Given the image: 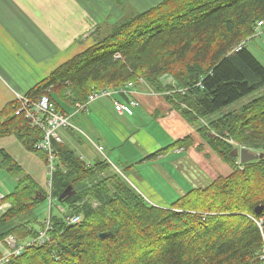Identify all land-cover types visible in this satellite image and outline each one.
Here are the masks:
<instances>
[{
  "label": "trees",
  "instance_id": "trees-1",
  "mask_svg": "<svg viewBox=\"0 0 264 264\" xmlns=\"http://www.w3.org/2000/svg\"><path fill=\"white\" fill-rule=\"evenodd\" d=\"M259 22L264 25V0H161L110 28L98 27L93 45L32 87L26 97L47 96L67 114L66 107L86 104L93 92L142 79L232 172L162 208L136 192L109 161L88 164L53 142L52 197L58 200L71 186L75 196L60 203L82 221L68 225L63 216L51 215L50 241L26 248L8 264H264V95L238 111L208 117L264 88V65L247 45L237 50L254 37ZM19 106L16 100L0 111V138L15 136L46 165V152L36 148L43 133L16 114ZM200 145L187 136L173 147ZM236 147L263 158L240 164L230 156ZM0 170L17 180L4 198L9 207L0 215V240L33 239L43 226L37 211L47 192L3 150ZM106 232L112 236L101 239Z\"/></svg>",
  "mask_w": 264,
  "mask_h": 264
},
{
  "label": "crops",
  "instance_id": "crops-1",
  "mask_svg": "<svg viewBox=\"0 0 264 264\" xmlns=\"http://www.w3.org/2000/svg\"><path fill=\"white\" fill-rule=\"evenodd\" d=\"M99 1L101 3L95 6L87 2L83 7L80 0H0V111L18 96H25L29 90L23 89L34 87L56 68L93 45L96 28L105 24L110 28L124 15L144 12L161 0H129V5L124 4L123 8L115 0ZM94 25L95 29L87 32ZM158 96L151 95L149 87L136 84L132 97L140 105L132 109L131 114L117 113L111 98H100L74 114L70 119L72 128L62 129L60 134L64 144L80 156L84 154L85 138L93 150L102 147L103 151H98L101 154L109 148L120 165L132 169L142 188L135 186V189L152 205L169 208L190 190L209 185L215 179H200V175L206 174L193 154L211 149L203 145L199 135L180 114L181 118L168 113L161 120L162 115L156 108L162 104ZM65 109L69 115L73 112ZM74 121L87 126L93 140L86 134L85 138L80 136L78 131H81ZM186 126L189 127L186 131L190 132L187 136L197 135L198 141L194 140L201 144L198 149L196 146L173 147L180 139L173 142L172 138L164 136L173 127ZM1 150L33 178L48 179L47 166L25 150L15 136L0 138ZM88 154L82 156L84 161L93 163L96 159ZM205 156L210 157L209 154ZM217 158L223 162L218 155ZM2 172L0 170V177Z\"/></svg>",
  "mask_w": 264,
  "mask_h": 264
},
{
  "label": "built area",
  "instance_id": "built-area-1",
  "mask_svg": "<svg viewBox=\"0 0 264 264\" xmlns=\"http://www.w3.org/2000/svg\"><path fill=\"white\" fill-rule=\"evenodd\" d=\"M257 25L259 28L263 27L262 22H259ZM244 46L245 43L243 42L237 47V50H240ZM139 84L147 86L142 79L139 80ZM135 85V83H127L123 87H120L116 90L104 88L98 92H93L88 96L86 104L76 105L73 115L83 111L91 103L97 101L100 98H111L114 109L117 113L131 114L132 109H135L140 105V103L132 97V90L134 89ZM150 94L158 95L152 90H150ZM16 100L20 104L16 114L22 115L31 128L38 129L43 133V139L37 144L36 148L46 152L47 154V171L51 180L56 161V157L53 151V145L55 143H64L63 137L61 136L60 132L62 129L72 128V125L70 123L72 115L59 113L55 105L47 96H40L35 100L30 99L26 96H18ZM98 151L102 152L103 148L99 147ZM50 180L48 184L49 189L47 192V199H49L50 204L52 205L53 197ZM3 201L4 196L0 193V212L3 210ZM63 218L68 225H76L80 223L82 217L78 215H67ZM258 225L261 226L259 222ZM50 226L51 217L49 216V218L44 221L43 226L39 229L38 235L33 239H29L27 241H19L15 236L10 235L4 240H0V251L2 253L0 264H8L13 258L20 256L28 247L44 245L45 243L50 241ZM261 259L264 261V255H261Z\"/></svg>",
  "mask_w": 264,
  "mask_h": 264
},
{
  "label": "rangeland",
  "instance_id": "rangeland-1",
  "mask_svg": "<svg viewBox=\"0 0 264 264\" xmlns=\"http://www.w3.org/2000/svg\"><path fill=\"white\" fill-rule=\"evenodd\" d=\"M80 1H81V5L83 7L88 5L87 2H90V5H94L97 2L101 3V1H99V0H80ZM95 27H96V25L91 26V28H89L87 32H89V31L91 32L92 30L95 29ZM97 27H98V25H97ZM247 46H248L249 50L257 57V59L264 65V27L261 28L260 31L256 30L255 31V35H254V37L252 39L251 38L247 39ZM32 86L26 87L23 90H25V91L30 90L32 88ZM263 95H264V88L254 92V93H252V94H250L248 96H245L242 99L236 101L235 103L229 105L228 107L223 108V109L219 110L218 112H216L215 114L208 116V117H210L209 120L210 121L211 120H215L216 118L222 117L223 115H225V114H227L228 112H231V111H235V110L238 111L241 107H243L247 103H249L252 100H254V99H256V98H258L260 96H263ZM158 97L159 98L161 97L159 99V101H161L162 104L159 107L157 106L156 108H159V112L162 115L160 117L161 120L165 119L164 116L166 114H168V113H172L174 115H178L179 116V112L178 111L176 112L174 107L170 103H168L163 96H158ZM170 109H172V110H170ZM74 111H75V108H74L72 114L74 113ZM202 122H200V124H203ZM74 123L76 124L75 126L81 131V132L78 131V134L80 136L84 137V134H86L88 137H90L93 140L92 134L89 132L87 126L79 125L76 121H74ZM186 128H189V127L188 126H186L185 128L173 127L171 129L167 130L166 134H164V136L167 139L172 138L173 142L176 139H183L185 136L190 134V132L186 131ZM191 128L193 130H195L194 126H192ZM182 134H185V135H182ZM197 135H193V138L198 141ZM88 150H89V152H88ZM112 152L113 151H111L109 148H106V150H104L103 154L99 153L97 150H93V148L90 145L89 140H87L85 138V149H84V154L82 155L83 157H84V155L89 153L88 156L90 158L94 157L96 159L93 163L98 162V161H102V160L110 161V163L114 167L113 169H115V171H117L118 173L123 171L124 175L122 173L120 175L124 176L123 178L125 179V181L136 192H138V191L135 189V186H137L140 190H142V188L139 187L138 182L136 181L135 177L132 174V169L131 168L128 169V168L124 167L123 165H120L119 161H117L115 159L116 155L114 156V154ZM189 153H193V151H189ZM193 154L197 157V160H198L197 163L199 164V166L203 169V171L206 174V176L200 175V179L203 178L205 181H207V178H208V180L209 179L210 180H214V179L216 180V178L218 176L226 177L232 172L231 168L229 166H227V164H224L223 162H220L218 160V158H217V155L214 154L209 149H206V151L203 152L202 154H200V153L199 154L193 153ZM206 154H209L210 157L205 156ZM1 175L2 176L0 177V193L5 197V196H8L9 194H11L14 191V188L16 186L17 180L13 179L10 175H8L6 173V171L2 172ZM34 178L36 179V181L38 183H40L43 186V188L46 190V192H48V189H49V185H48L49 183L47 184V180L48 179L45 180L44 179L45 177L38 178L36 176ZM48 178H50V177H48ZM2 205H3V210L0 212V215L2 213H4V211H6L7 208L9 207L8 203H4V201L2 202ZM37 214H38V217H39V219L41 221V223H40V225H41L42 222L47 220L51 214L53 216H58V215L60 216L61 215V216L64 217V216H67L69 214H72V212L68 208V206H66L65 204H61L58 200L53 199V202H52V205H51L49 199H47L40 205V207H39V209L37 211ZM81 221H82V218H81ZM260 224H261V222H260ZM41 227L40 226L38 228L36 227V229H39ZM262 255H264V253Z\"/></svg>",
  "mask_w": 264,
  "mask_h": 264
},
{
  "label": "water",
  "instance_id": "water-1",
  "mask_svg": "<svg viewBox=\"0 0 264 264\" xmlns=\"http://www.w3.org/2000/svg\"><path fill=\"white\" fill-rule=\"evenodd\" d=\"M230 156L232 158H238L241 164H246L248 162H252L255 160H258L259 158H263L262 154H259L253 150L247 149V148H240V147H236L235 149H233V151L231 152ZM76 191L73 190V188L70 186L68 187V189L59 197L58 201L62 202L64 199H69L72 198L73 196H75ZM263 211V208H258L256 209V213L257 214H261ZM112 233L111 232H106V233H102L100 235L101 239H106L108 237H111Z\"/></svg>",
  "mask_w": 264,
  "mask_h": 264
}]
</instances>
